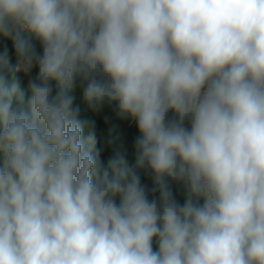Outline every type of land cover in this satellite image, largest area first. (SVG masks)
I'll list each match as a JSON object with an SVG mask.
<instances>
[{
    "label": "clouds",
    "instance_id": "clouds-1",
    "mask_svg": "<svg viewBox=\"0 0 264 264\" xmlns=\"http://www.w3.org/2000/svg\"><path fill=\"white\" fill-rule=\"evenodd\" d=\"M20 30L27 100L0 70V264H264V0H0V35ZM77 81L135 123L134 163L118 137L102 160Z\"/></svg>",
    "mask_w": 264,
    "mask_h": 264
},
{
    "label": "trees",
    "instance_id": "trees-1",
    "mask_svg": "<svg viewBox=\"0 0 264 264\" xmlns=\"http://www.w3.org/2000/svg\"><path fill=\"white\" fill-rule=\"evenodd\" d=\"M28 37V33L24 30H20L18 34L13 37H4L0 35V70L7 77L8 82L11 83L15 78L20 87L25 91L26 100L29 95L27 89V82L29 77L25 76L22 72H13L14 66L17 63L18 55L16 51V41L22 40ZM36 43L37 51H42L38 42ZM38 69H33L31 76L34 77L37 74ZM73 96V108L79 109L78 118L80 119H92L96 123V133L98 139V147L102 148L101 158L106 161L107 158L112 155V150L106 146V142L110 138L118 137L115 147L120 148L127 155L130 163H134L135 150L134 140L139 135L138 129L134 122L129 119H121L116 114L115 105L105 104L99 112H93L90 110L86 103L82 99V88L77 81L76 86L70 92ZM142 184L145 185L148 191L149 198H153L154 195L151 189L153 187V180L151 173L148 169L140 170ZM172 189L174 195L180 203L184 201V192L182 185L173 182ZM202 202V201H201ZM155 247V245H154Z\"/></svg>",
    "mask_w": 264,
    "mask_h": 264
}]
</instances>
